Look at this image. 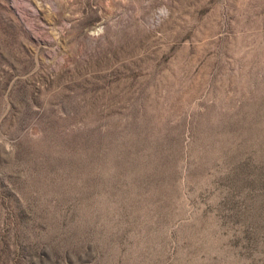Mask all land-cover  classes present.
Listing matches in <instances>:
<instances>
[{"label":"rangeland","instance_id":"rangeland-1","mask_svg":"<svg viewBox=\"0 0 264 264\" xmlns=\"http://www.w3.org/2000/svg\"><path fill=\"white\" fill-rule=\"evenodd\" d=\"M0 264H264V0H0Z\"/></svg>","mask_w":264,"mask_h":264}]
</instances>
